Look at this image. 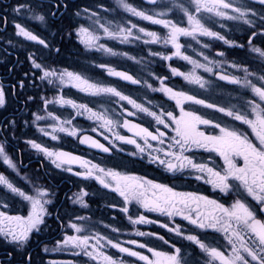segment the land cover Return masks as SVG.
I'll list each match as a JSON object with an SVG mask.
<instances>
[{
    "label": "snow or ice",
    "instance_id": "obj_1",
    "mask_svg": "<svg viewBox=\"0 0 264 264\" xmlns=\"http://www.w3.org/2000/svg\"><path fill=\"white\" fill-rule=\"evenodd\" d=\"M47 2V11L44 0H18L15 7L10 6L12 19L19 17L25 21L14 23L15 37L51 51L53 46L34 34L27 22L46 28L57 16L70 15L68 34H75L85 53L134 60L132 55L115 51L105 41L121 45L135 42L148 48L147 56L169 62L171 73V77H161L149 72L148 78L159 83L155 87L148 79L118 71L106 63L94 65L109 77L161 94V103L146 106L115 86L94 82L82 72L50 67L42 56L29 52L26 59L31 76L26 72L24 79L10 85L13 94H17V87L22 93L29 79L37 87L35 78L46 82L54 93L51 99L47 94L39 98L40 110L45 114L30 112V127L35 126L42 137H50L51 141H57L60 133L66 134L104 155L93 162L44 146L36 139H26L24 143L42 154L55 169L85 182L74 194L73 204L89 207L84 199L90 194L86 182L94 181L100 189L107 190L105 195L114 194L108 207L123 214L133 229L124 232L119 226L104 223L101 231L89 217L76 216L75 221L81 223L66 226L76 234H65L51 251L67 252L79 258V264H264V0H141L139 5L116 0L117 8L126 14L119 21L111 15V6L102 3L76 7L73 11L69 0ZM140 22L157 26L158 30H149ZM0 23L7 27L8 19ZM234 30L240 32L239 37L232 36ZM217 42L225 50L216 51L214 57L205 54L204 50L210 51ZM155 45L159 48L152 47ZM194 45L201 49L196 55L202 62L185 54L186 48L195 51ZM229 50H239L246 59L229 61ZM60 51L55 48L57 54ZM5 54L11 55L7 49ZM174 58L187 62L191 70L183 72L172 67L170 62ZM197 70H202L207 78L197 74ZM176 77L207 95L170 86L168 81ZM220 82L234 86L232 90L237 93L234 97L229 95L226 103L222 102V93H213V89L223 88ZM65 88L89 97L90 103L66 98ZM36 103L34 95L24 100L25 106ZM6 104L7 91L0 85V108ZM50 105L70 108L72 113L62 118ZM79 117L91 121L92 126L78 128L74 121ZM130 118L138 120L133 122ZM145 119L146 125L142 123ZM42 121L51 123L41 127ZM18 127L13 116L0 128L5 137V142L0 143V162L17 179L30 184L35 194L27 193L16 180L0 174V239L11 248L0 264H16L17 255L22 257L19 264H33L29 241L33 234L39 235L49 227V205L55 207L52 193L38 185L37 178L21 176L22 169L9 154L8 134L15 135ZM120 129L131 135L122 134ZM89 133L103 137L107 146ZM121 153L124 157L147 159L166 176L209 185L214 195L177 191L168 184L129 174L116 164L106 163ZM17 199L26 215L9 214L8 209ZM56 219L62 221L64 217L57 214ZM140 226H157L168 235L143 231ZM208 236L213 238L208 240ZM43 251L50 250L45 246ZM48 264L77 261L50 260Z\"/></svg>",
    "mask_w": 264,
    "mask_h": 264
},
{
    "label": "flooded vegetation",
    "instance_id": "obj_2",
    "mask_svg": "<svg viewBox=\"0 0 264 264\" xmlns=\"http://www.w3.org/2000/svg\"><path fill=\"white\" fill-rule=\"evenodd\" d=\"M18 0H0V20L4 18L8 19L7 27L3 23H0V85L7 91V104L5 108H0V128L4 126L6 120H10L13 116L19 122V127L15 132L8 134V140L11 143L8 145V150L10 156L14 159V163L22 169L21 176H29L37 178V184L45 187L49 192L52 193L51 199L53 200L55 207L53 208L49 205L50 215L47 218L49 227L41 234H33L31 240L29 241V251L33 256V264H48L50 260L65 261V260H75L79 264V258L69 255L67 252H52L51 249L55 246L57 240H62L65 234L75 235L76 233L67 228L66 226L71 222L75 221L76 216L89 217L91 222L97 223L101 231L103 230L102 225L108 223L111 225L119 226L122 231L130 232L132 227L128 225L126 218L123 214L119 213L117 209L108 207L110 201L113 200L114 194L105 195L107 190L100 189L98 184L94 181L86 182L89 184V196L85 197V202L88 203V208H82L79 204H73L72 199L74 194L80 191V188L84 186L85 182L80 181L77 177L70 175L69 173L62 172L55 169L42 154L37 153L35 150L29 148L28 145L24 143L26 139H36L38 143H42L44 146L52 147L54 150H63L70 152L74 155H80L87 159H92L93 162H98L104 154L98 153L95 149H90L86 145L79 144V141L66 136V134H58L59 139L57 141H51L50 137H42L36 130L35 126H31L30 112H40L44 115L39 107V98L47 94L51 99L53 96V91H50L46 82H41L38 78H35V84L37 87H33V81L31 79L26 80V88L21 93L19 88L15 89L16 95L13 94V89L9 87L10 85L17 84L19 80L25 78V73L28 72L31 76L30 63L27 61L26 57L29 52H36L38 56L44 58V63L50 67L57 69L67 68L69 70H74L77 72H82L84 75L88 76L94 82H101L104 84L112 85L122 90L125 94H129L132 98L136 99L138 103H143L146 106L149 104H159L162 102L161 94L152 93L145 87L139 85H131L124 81H120L118 78L109 77L106 71L95 67L94 65L98 63H106L111 67H114L118 71H126L134 76L148 79L149 83H153L155 87L159 86L158 81L148 78L149 72H152L161 77L169 76L171 73L169 70V62H161L158 58H151L147 56L148 48L142 44L132 43L121 45L115 41H105L109 46L113 47L115 51L127 52L129 55L134 57V60H127L123 57H105L100 53H85L83 45L79 44L75 34L71 36L68 34V25L70 23V15H65L63 18L57 16L54 20H51L46 28L44 26H37L36 22H27L28 27L38 34L41 38L48 41L53 47L50 50L43 49L41 45L35 44L34 42L23 41V38L15 37V29L13 27L15 22H25L21 21L19 17L13 20V13L10 10L11 7H15ZM23 2V0H19ZM132 4L139 5L141 0H128ZM69 3L73 5V11L76 7H95L97 4H103L105 7L110 8L111 15L119 21L121 17L126 16L119 8L116 6V0H69ZM45 10L49 9V4L47 0H44ZM114 9V10H113ZM120 13L117 16V13ZM135 20V18H133ZM75 23V21H72ZM141 26L147 27L149 30H158L157 26L148 25L146 22H140ZM232 36L239 37L240 32L234 30ZM230 36L229 38H232ZM206 40L207 38H201ZM11 40V43H9ZM17 41H22V44L17 43ZM182 42L183 38H182ZM153 48H159V45L152 46ZM55 48H60L59 54L55 52ZM195 51L192 48H186L185 54L190 55L193 59H201L197 57L196 52L201 49L199 46L194 45ZM5 49H7L11 55L5 54ZM225 50V46L221 43H215V46L209 51L204 50L205 54L211 57L215 56L216 51ZM229 55L227 59L231 60H245L246 57L239 50H229ZM139 61V63H137ZM39 62V61H38ZM172 67H177L180 71L188 72L191 70V65L187 64L185 61H180L178 58H174L171 62ZM226 71L231 72L232 70L225 68ZM197 74H202L207 78V74L202 73V70H197ZM214 79V78H213ZM170 86H173L177 90H187L194 89L198 93H204V90L199 89L195 85H188L182 77L171 78L168 81ZM223 85L222 89H213L214 95H223V101L227 102L229 95L236 96V91L232 89L234 86ZM64 94L66 98L74 99L77 102L90 103V98L77 92L75 89H64ZM29 95H34L37 97L36 104H30L28 106L24 105V100L27 99ZM171 104V102H169ZM91 106V104H90ZM129 110L130 105H125ZM167 106V105H166ZM174 107V104H171ZM51 110L56 114L60 115L62 118L72 113L70 108L64 109L59 105H50ZM108 107H113V105H108ZM200 112H210V110L199 109ZM74 115V113H73ZM143 116V114H140ZM220 115V114H217ZM27 119V123L25 120ZM133 119V122H137L138 118ZM150 119V118H147ZM147 119L143 120L142 123L147 124ZM51 122L42 121L40 122L41 127H48ZM74 124L80 129H88L92 126V122L86 120L84 117H79L74 121ZM122 134L131 135L126 133L123 129H120ZM93 138L99 139L100 142H107L103 140V137H97L95 133H89ZM5 142V137L3 133L0 132V143ZM126 148H132V146H125ZM207 154H205L206 158ZM124 154L115 156L112 160L106 161V163L111 166L116 164L120 167L121 171L127 170L129 174L144 176L149 179H154L156 182L165 183L169 186H173L177 191H198L203 194L214 195L211 192V187L205 185L202 182H196L185 177H172L166 176L157 169L156 165L149 164L147 159L140 160L139 158L124 157ZM219 159V158H217ZM222 164V161H220ZM0 174H6L10 178L16 180L19 187L25 190L29 194H35L30 184L20 181L15 177L14 174L10 173L6 166L0 162ZM99 190V191H97ZM119 198L117 197L116 200ZM230 203V201L228 202ZM9 214L26 215L24 206L19 200L13 202L11 207L8 209ZM57 214L63 216L64 219H56ZM116 217L115 220L112 218ZM63 224L65 227H61ZM128 225V226H126ZM140 230L143 231H157L167 237V233L163 229H159L157 226H140ZM125 237H121L124 239ZM213 237L208 236L206 239L211 240ZM47 246L49 252L45 253L43 248ZM11 251L9 245L5 244L2 239H0V260L5 259L6 254ZM114 252V250H112ZM22 259L20 255L15 256L16 264Z\"/></svg>",
    "mask_w": 264,
    "mask_h": 264
},
{
    "label": "bare ground",
    "instance_id": "obj_3",
    "mask_svg": "<svg viewBox=\"0 0 264 264\" xmlns=\"http://www.w3.org/2000/svg\"><path fill=\"white\" fill-rule=\"evenodd\" d=\"M73 6V5H72Z\"/></svg>",
    "mask_w": 264,
    "mask_h": 264
}]
</instances>
